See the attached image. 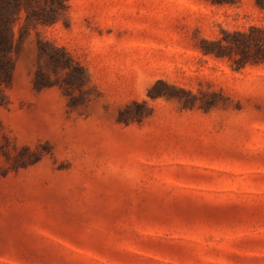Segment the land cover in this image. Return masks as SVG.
Returning a JSON list of instances; mask_svg holds the SVG:
<instances>
[{"label": "rangeland", "instance_id": "374dc122", "mask_svg": "<svg viewBox=\"0 0 264 264\" xmlns=\"http://www.w3.org/2000/svg\"><path fill=\"white\" fill-rule=\"evenodd\" d=\"M54 2L0 86V264H264V63L229 48L264 0Z\"/></svg>", "mask_w": 264, "mask_h": 264}, {"label": "trees", "instance_id": "16d2710c", "mask_svg": "<svg viewBox=\"0 0 264 264\" xmlns=\"http://www.w3.org/2000/svg\"><path fill=\"white\" fill-rule=\"evenodd\" d=\"M42 1L45 0H0V86L9 84L13 77L14 54L17 51L15 24L24 11L28 14V19L31 15L40 17V11L46 10V6ZM64 2L65 0H55L53 8L56 15H58L60 9L66 8ZM257 3L262 6L263 0H257ZM52 21H46L45 23H55ZM236 37L240 40H234L232 47L229 46V48L245 49L249 52L254 51L258 54L255 56L257 58H255L256 60L253 63H264V29L252 28L249 34H237ZM215 44L219 46L218 50L212 51L203 48L204 54L224 57V51L227 48L223 46V41H217ZM206 45H211V43ZM43 51L45 53V50ZM49 55L54 64L57 65L61 62L55 54ZM2 101V96L0 95V105Z\"/></svg>", "mask_w": 264, "mask_h": 264}]
</instances>
